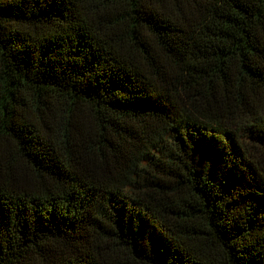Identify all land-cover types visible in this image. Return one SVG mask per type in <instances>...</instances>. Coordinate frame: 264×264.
Returning a JSON list of instances; mask_svg holds the SVG:
<instances>
[{
    "label": "trees",
    "instance_id": "1",
    "mask_svg": "<svg viewBox=\"0 0 264 264\" xmlns=\"http://www.w3.org/2000/svg\"><path fill=\"white\" fill-rule=\"evenodd\" d=\"M0 264H264V0H0Z\"/></svg>",
    "mask_w": 264,
    "mask_h": 264
}]
</instances>
